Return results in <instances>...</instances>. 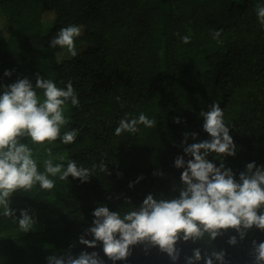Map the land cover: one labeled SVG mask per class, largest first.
I'll return each mask as SVG.
<instances>
[{
  "label": "trees",
  "instance_id": "obj_1",
  "mask_svg": "<svg viewBox=\"0 0 264 264\" xmlns=\"http://www.w3.org/2000/svg\"><path fill=\"white\" fill-rule=\"evenodd\" d=\"M257 5L264 0H0V93L24 78L35 87L37 74L61 88L71 80L80 105L69 103L67 130L80 133L70 145L57 140L53 155L65 157V166L68 160L86 168L103 161L110 173L97 168L87 182L57 177L51 190L37 186L14 193L10 207L16 218L27 210L36 223L23 233L0 216V264H47L53 254L75 257L82 251L113 264L102 244L79 243L81 236L94 239L86 235L92 213L101 205L117 213L139 208L149 194L178 198L184 169L175 160L182 156L187 162L184 147L211 139L200 113L213 104L224 110L237 152L207 158L217 167L223 160L237 181L248 163L264 167V25ZM70 24L82 30L76 57L50 47L52 37ZM213 30H222L219 41L212 39ZM186 35L188 44L181 40ZM140 112L155 119L156 127L115 135L120 119ZM35 155L43 171V149ZM232 236L235 246L228 243ZM253 241H264V231L254 227L240 240L229 230L212 244L181 240L175 264H186L196 248L202 256L223 251L224 264H254ZM116 264L173 262L158 248L136 245Z\"/></svg>",
  "mask_w": 264,
  "mask_h": 264
},
{
  "label": "clouds",
  "instance_id": "obj_2",
  "mask_svg": "<svg viewBox=\"0 0 264 264\" xmlns=\"http://www.w3.org/2000/svg\"><path fill=\"white\" fill-rule=\"evenodd\" d=\"M255 11L260 24L264 25V5H257ZM221 32L213 30L212 39L219 41ZM81 35V26L62 27L50 40V47L59 46L76 57L75 40ZM190 39L187 35L181 37L184 44ZM4 75L11 73L6 71ZM69 103L73 108L80 105L71 80L66 88H61L39 74L35 87L24 78L4 86L0 93V216L11 219L23 233L32 231L36 221L27 210H21L19 219L16 218L15 210L10 207L14 193H30L37 186L51 190L55 186L53 178L57 177L61 181L72 177L87 182L97 168L101 173H108L103 161L86 168L68 160L65 166V157L53 155L51 146L57 140L70 145L80 133L79 129L67 130ZM200 116L204 121L203 130L211 139L184 147L185 154L191 157L187 162L182 156L176 158L175 167L184 169L178 198L156 199L149 194L139 208L129 207L120 213L104 205L98 206L92 213L95 217L92 226L86 232L94 239L90 241L81 236L80 244L88 248L102 244L104 255L113 264L127 260L136 245H145V251L158 248L175 264L180 258L176 245L181 240L193 243L206 240L212 244L229 230H234L240 240L254 227L264 231V167L248 163L238 181L232 169L225 168L223 160L217 167L207 158L210 154H216L218 159L231 157L236 155L237 149L219 104H213ZM174 122L179 123V117ZM140 125L151 129L156 127L157 121L149 119L144 112L134 117L126 114L119 120L115 135L135 134ZM187 139L188 134H185ZM25 140L27 142H23ZM41 148L47 157L42 161L43 171L35 155ZM56 160L61 162H54ZM228 243L235 246L237 237H230ZM250 255L254 264H264V241H253ZM224 258L223 251L204 252L202 256L201 250L196 248L192 256L185 257V262L199 264L203 259L205 264H213L214 260L224 264ZM47 264H104V260L97 252L82 251L75 257L71 253L53 254L47 258Z\"/></svg>",
  "mask_w": 264,
  "mask_h": 264
}]
</instances>
